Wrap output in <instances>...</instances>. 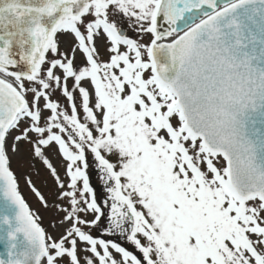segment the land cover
I'll list each match as a JSON object with an SVG mask.
<instances>
[{"label": "snow or ice", "instance_id": "obj_1", "mask_svg": "<svg viewBox=\"0 0 264 264\" xmlns=\"http://www.w3.org/2000/svg\"><path fill=\"white\" fill-rule=\"evenodd\" d=\"M0 264H264V0H0Z\"/></svg>", "mask_w": 264, "mask_h": 264}, {"label": "rangeland", "instance_id": "obj_2", "mask_svg": "<svg viewBox=\"0 0 264 264\" xmlns=\"http://www.w3.org/2000/svg\"><path fill=\"white\" fill-rule=\"evenodd\" d=\"M37 168L40 169L41 174H40V176H36L35 171L32 172V177H33L34 182L37 183L38 186H41L42 189H45L46 191H50V189H51L50 178H48L46 176V173L43 171V169L41 168L40 165H37ZM46 180L48 181L47 186H45V183H44ZM20 185H21V191L25 195V198L28 200L29 204L33 208L39 209L40 206H39L38 202L36 201L35 197L32 195V193L28 189L27 185L24 184V175L23 174H21V177H20ZM41 211H43V210H41ZM50 216H51L50 212H44L45 223H47V220Z\"/></svg>", "mask_w": 264, "mask_h": 264}]
</instances>
